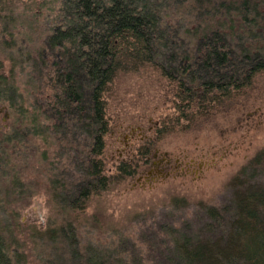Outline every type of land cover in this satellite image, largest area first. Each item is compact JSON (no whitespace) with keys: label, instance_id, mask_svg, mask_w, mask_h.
Segmentation results:
<instances>
[{"label":"trees","instance_id":"16d2710c","mask_svg":"<svg viewBox=\"0 0 264 264\" xmlns=\"http://www.w3.org/2000/svg\"><path fill=\"white\" fill-rule=\"evenodd\" d=\"M0 13L9 21L0 29V105L15 109L42 147L50 217L42 232L31 231L33 239L58 244L67 264H126L134 243L81 244L76 232L87 210L147 172L159 140L248 96L264 75V0H0ZM130 95L144 100L141 111L153 128H141L144 137L113 158L111 136L126 126L113 122L112 112ZM137 121H128L130 129ZM7 180L2 199L14 189L35 192L16 177ZM187 206L171 203L172 210ZM197 211L178 228L163 223L144 235V258L264 264V148L229 182L219 207L200 204ZM22 244L1 218L0 264H24ZM137 255L131 264H144Z\"/></svg>","mask_w":264,"mask_h":264},{"label":"rangeland","instance_id":"374dc122","mask_svg":"<svg viewBox=\"0 0 264 264\" xmlns=\"http://www.w3.org/2000/svg\"><path fill=\"white\" fill-rule=\"evenodd\" d=\"M20 9L16 5L15 12ZM13 17H17L16 13ZM25 20L28 24L29 20ZM5 21L8 20L0 13V29L9 28ZM20 30L22 35L27 32L26 26ZM247 95L196 128L159 140L154 162L147 172L135 182L92 201L82 221L85 224L76 232L81 244L97 249L111 248L120 240L128 241L137 248V258L150 264L144 258L147 257L146 247L141 242L144 235H153L163 223L178 228L181 223L192 221L200 204L219 207L228 197L229 182L247 169L252 158L264 148V75L256 79ZM121 100L122 109L112 112L113 122L122 121L126 128L116 130L111 136L109 154L113 158L121 156L129 144L135 145L138 138L144 137L141 128L148 129L149 133L153 128L145 121L149 116L141 111L144 100L135 99V95ZM135 119L139 126L130 129L128 121ZM24 124L15 109L0 105V138H6V143L0 145L3 159L0 216L14 239L23 243L17 253L23 255L24 264H47V261L67 264V253H60L58 244L40 245L32 237V230L42 232L49 225L50 207L48 193L44 190L46 176L40 157L41 142ZM2 173L7 175L3 177ZM9 176L27 186L24 191L29 189L35 191L34 194L29 197L28 192L18 194L14 189L10 197L2 199L1 192L8 189ZM173 199L184 200L187 208L172 210ZM43 247L41 262L38 251ZM136 251L127 250L126 264H131ZM84 257L93 261L91 256Z\"/></svg>","mask_w":264,"mask_h":264}]
</instances>
